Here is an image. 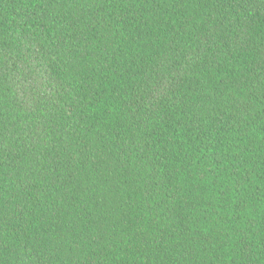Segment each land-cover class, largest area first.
Returning <instances> with one entry per match:
<instances>
[{
	"label": "trees",
	"instance_id": "trees-1",
	"mask_svg": "<svg viewBox=\"0 0 264 264\" xmlns=\"http://www.w3.org/2000/svg\"><path fill=\"white\" fill-rule=\"evenodd\" d=\"M0 264H264V0H0Z\"/></svg>",
	"mask_w": 264,
	"mask_h": 264
}]
</instances>
